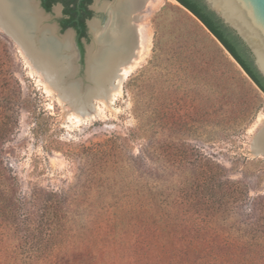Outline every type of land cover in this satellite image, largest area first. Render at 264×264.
<instances>
[{"label":"rangeland","instance_id":"obj_1","mask_svg":"<svg viewBox=\"0 0 264 264\" xmlns=\"http://www.w3.org/2000/svg\"><path fill=\"white\" fill-rule=\"evenodd\" d=\"M106 1L116 2L93 0L91 21L103 19L104 13L97 10H103L100 6ZM54 8L46 14L44 24L56 25L61 36L68 31H63L59 22L63 7L60 14ZM137 10L133 22L144 34L142 55L114 102L97 100L96 114H80L70 102H64L57 90L29 67L18 44L0 29L11 41L6 59L10 76L5 81L12 88L0 105L6 113L4 120L13 125L0 143V177L5 179L3 188L11 187L17 196L15 203L1 208L0 264H57L58 258L50 259L51 255L66 264H193L197 258L209 261L220 251H238L224 244L238 239L236 228L249 236L264 231V154H256L252 148L264 127V93L254 84L260 96L259 111L246 123L238 104L245 92L227 74L224 63L215 60L211 67L214 80L226 95L225 109L220 111L207 90L173 75L172 60L160 68L162 37L176 36L182 16L192 14L177 0H144ZM89 30L84 47L94 41L91 27ZM2 41L0 35V63L5 58ZM77 66L72 78L85 87L90 83L85 78V55ZM144 110L154 112L150 119L160 123V141L165 147L173 143L176 156L172 163L166 157L159 164L141 160L137 156L149 141L129 135L133 155L127 192L133 193L136 201L137 186L153 185L159 193L162 223L168 225L165 232L145 230L137 220L117 226L105 207L66 204L63 211L67 217L60 223L59 235L50 239L47 225L39 218L41 204L33 200L34 195L45 197L51 191L71 194L79 171L70 150L138 132L136 116ZM36 122L41 126L39 132L34 130ZM153 167L160 169L158 182L154 181L157 173L149 171ZM147 181L154 183L148 185ZM10 211L15 215H9ZM202 239L207 240L205 245L199 241Z\"/></svg>","mask_w":264,"mask_h":264},{"label":"trees","instance_id":"obj_2","mask_svg":"<svg viewBox=\"0 0 264 264\" xmlns=\"http://www.w3.org/2000/svg\"><path fill=\"white\" fill-rule=\"evenodd\" d=\"M87 0H42V6L51 11L56 3L64 4V15L59 19L62 30L73 27L77 31V42L82 54L85 55V47L82 37L86 35L84 18L93 13L87 10ZM93 1V0H89ZM192 16H182V26L177 30L176 36L167 37L165 34L160 42V68L164 69V63L172 60L175 69L173 75L179 76L191 86H201L207 90L214 101L220 105L219 110L225 109V97L222 90L216 84L215 60H221L226 67V72L238 83L243 94L240 102V117L243 121L250 122L259 111L258 89L264 93V77L254 65L249 49L241 38L227 26L217 14L212 11L204 0H177ZM176 32V31H175ZM4 46L5 58L0 63V99L5 98V94L12 92L11 86L7 84L5 78L10 76V71L6 64L7 51L11 41L1 34ZM165 37H167L165 39ZM216 38V39H215ZM217 40L231 54L235 61L241 66L249 79L238 69L229 56L224 54ZM254 84L258 89L255 88ZM232 87V85H231ZM0 105V143L12 131L13 125L6 122V113ZM154 112L144 110L136 116L138 120V132H130L127 136L114 135L104 141L93 144H81L70 154L74 155L78 166L76 185L72 193H62L58 191L47 192L45 197L34 195L33 200L40 202L42 208L39 218L48 227V237L55 240L60 231V223L64 216L66 204L84 205L98 208H107L112 215V221L125 224L126 221L137 220L145 225V230L159 231L164 233L167 223H162L161 212L158 211L160 202L157 190L145 185L137 186L139 199L134 200L133 193H128L131 189L130 173L132 164L130 158L133 155L130 151V137H146L148 143L142 149V155L137 157L141 160L150 159L160 163V159L166 157L172 163L175 155L174 144L170 143L167 147L160 141V123L154 124L152 118ZM160 121V120H159ZM34 130L41 129L38 122L35 123ZM130 135V137H129ZM157 173L154 181H160V169L153 167ZM191 177H194L192 172ZM5 177V176H4ZM3 178L0 177V214L7 203H15L17 198L11 187L3 188ZM148 185L154 182L147 181ZM193 184V181H191ZM145 186V187H144ZM131 198V199H130ZM9 215H15L10 211ZM160 223V226L159 224ZM238 239L226 240L224 244L237 247V250L225 252L220 251L211 255L209 261H202L197 258L193 264H264V231L261 235H251L239 233L240 228H236ZM122 229H120L121 231ZM202 245L206 239L199 240ZM214 239L212 242L214 243ZM49 255V254H48ZM47 255V257H48ZM46 257V258H47ZM58 258L57 264H66L65 261L56 255H51L50 259Z\"/></svg>","mask_w":264,"mask_h":264},{"label":"bare ground","instance_id":"obj_3","mask_svg":"<svg viewBox=\"0 0 264 264\" xmlns=\"http://www.w3.org/2000/svg\"><path fill=\"white\" fill-rule=\"evenodd\" d=\"M143 1H106L100 6L108 13L106 24L102 26L97 19L90 21L95 37L86 55L87 74L91 80L87 87L81 80L72 78L78 70L79 59L73 32L68 30L61 36L56 35V26L44 24L47 15L39 8L38 0L25 3L32 29L36 27L35 33L42 34L16 43L29 67L39 72L64 102H70L80 114H96L99 111L97 100L112 104L122 93L124 81L142 55L145 38L133 19ZM90 94L93 97L90 98ZM252 148L256 154H264V127L257 133Z\"/></svg>","mask_w":264,"mask_h":264},{"label":"water","instance_id":"obj_4","mask_svg":"<svg viewBox=\"0 0 264 264\" xmlns=\"http://www.w3.org/2000/svg\"><path fill=\"white\" fill-rule=\"evenodd\" d=\"M26 0H0V29L10 36L15 42L26 41L36 34V27L32 29L33 23L30 13L26 8ZM101 1V0H100ZM208 7L214 11L219 18L229 26L245 43L249 49L254 65L264 77V0H204ZM39 8L47 14L48 11L42 6V1L38 0ZM60 9L62 3H56L53 8ZM104 13V18L99 20L102 24L107 22L108 13L103 10H97ZM61 10L59 11V14ZM90 25V22H89ZM56 26V25H55ZM91 27V26H90ZM62 29V27H61ZM71 30L74 35V41L78 50L79 59L82 54L76 41V32L73 27L66 29ZM56 35L57 26L55 27ZM93 34V31L91 30ZM60 36V35H59ZM94 39V34H93ZM83 42H87L84 38ZM85 78L91 82L87 74V49L88 43L85 44ZM78 59V60H79ZM90 84V83H89ZM85 85V87H87ZM90 94V98L93 97ZM90 111L92 107H88ZM255 141V140H254Z\"/></svg>","mask_w":264,"mask_h":264},{"label":"flooded vegetation","instance_id":"obj_5","mask_svg":"<svg viewBox=\"0 0 264 264\" xmlns=\"http://www.w3.org/2000/svg\"><path fill=\"white\" fill-rule=\"evenodd\" d=\"M42 1V0H41ZM92 4H93V1H89V0H87L86 1V7H87V10L88 11H91L92 13H94V8L92 7ZM62 5H63V11H64V4L62 3ZM63 15H64V13H63ZM104 15V14H103ZM93 18V16H90V15H87V17H85L84 18V24H85V32H86V35L85 36H83L81 39H82V41H83V39L84 38H86L87 40H89V38H90V30H89V28H90V26L91 25H89V22L91 21V19ZM103 18H104V16H103ZM98 20V19H97ZM100 24L103 26V25H105L106 23H104V24H102L101 22H100ZM75 30V32H76V41H77V31H76V29H74ZM91 30H92V28H91ZM93 31V30H92ZM93 34H94V31H93ZM94 37H95V34H94ZM78 43V42H77ZM84 43V42H83Z\"/></svg>","mask_w":264,"mask_h":264}]
</instances>
